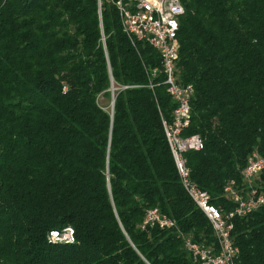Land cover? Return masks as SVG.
<instances>
[{
  "label": "trees",
  "instance_id": "16d2710c",
  "mask_svg": "<svg viewBox=\"0 0 264 264\" xmlns=\"http://www.w3.org/2000/svg\"><path fill=\"white\" fill-rule=\"evenodd\" d=\"M116 1L0 0V264H194L176 231L142 229L153 208L215 241L166 138L177 104L160 54L132 44ZM181 2L184 135L205 143L186 155L191 179L230 211L225 186L264 157V0ZM67 229L72 243H49ZM232 237L239 264H264V209Z\"/></svg>",
  "mask_w": 264,
  "mask_h": 264
},
{
  "label": "built area",
  "instance_id": "2783aa9c",
  "mask_svg": "<svg viewBox=\"0 0 264 264\" xmlns=\"http://www.w3.org/2000/svg\"><path fill=\"white\" fill-rule=\"evenodd\" d=\"M115 4L123 32L132 44L146 42L160 54L167 92L177 104L172 121L163 120L166 138L182 186L196 207L209 220L215 241L212 244L196 241L193 234L183 232L175 220L161 213L158 208L147 211L141 227L176 231L194 264H239L240 250L232 237L234 219L264 209V193L258 192L254 186L264 170V157L257 151L253 152L241 173L242 186H238L234 181L225 186L224 196L234 204L232 210L226 211L212 203L211 195L191 179L186 156L190 152L202 151L205 143L200 135H184L191 124V100L194 95L193 85H183L179 79L178 34L181 19L186 14L185 7L181 0H117ZM156 73L157 70H153L152 77L156 76ZM48 241L51 244L72 243L73 230L67 229L62 234L53 231Z\"/></svg>",
  "mask_w": 264,
  "mask_h": 264
},
{
  "label": "rangeland",
  "instance_id": "374dc122",
  "mask_svg": "<svg viewBox=\"0 0 264 264\" xmlns=\"http://www.w3.org/2000/svg\"><path fill=\"white\" fill-rule=\"evenodd\" d=\"M101 1H102V0H99V2H100L99 4H102Z\"/></svg>",
  "mask_w": 264,
  "mask_h": 264
},
{
  "label": "water",
  "instance_id": "95a60500",
  "mask_svg": "<svg viewBox=\"0 0 264 264\" xmlns=\"http://www.w3.org/2000/svg\"><path fill=\"white\" fill-rule=\"evenodd\" d=\"M112 105H114V102H112Z\"/></svg>",
  "mask_w": 264,
  "mask_h": 264
}]
</instances>
